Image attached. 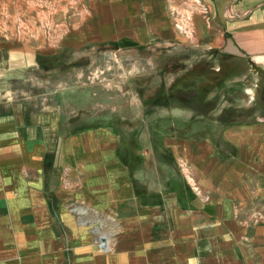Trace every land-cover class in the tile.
I'll return each mask as SVG.
<instances>
[{
	"label": "rangeland",
	"instance_id": "1",
	"mask_svg": "<svg viewBox=\"0 0 264 264\" xmlns=\"http://www.w3.org/2000/svg\"><path fill=\"white\" fill-rule=\"evenodd\" d=\"M87 8V0H0L4 34L29 43L36 57L10 83L22 127L48 139L110 135L144 206L177 198L182 212L194 214L197 224L182 226L190 236L182 256L195 254L197 264H264L263 198L235 204L232 242L206 237L225 168L247 160L240 156L245 142L228 138L264 121V70L191 41V33L150 45L93 38L81 24ZM162 87L177 93L171 106L146 110L144 99Z\"/></svg>",
	"mask_w": 264,
	"mask_h": 264
},
{
	"label": "crops",
	"instance_id": "2",
	"mask_svg": "<svg viewBox=\"0 0 264 264\" xmlns=\"http://www.w3.org/2000/svg\"><path fill=\"white\" fill-rule=\"evenodd\" d=\"M87 2L81 24L93 38L150 45L191 33V41L264 70V0ZM35 59L29 43L0 27V264H197L195 254H181L190 237L182 226L197 224L194 214L182 212L177 198L144 206L110 135L48 139L22 127L10 83ZM249 124L247 136L228 138L245 142L247 160L225 168L221 206L206 234L212 244L234 240L236 203L264 199V121Z\"/></svg>",
	"mask_w": 264,
	"mask_h": 264
},
{
	"label": "trees",
	"instance_id": "3",
	"mask_svg": "<svg viewBox=\"0 0 264 264\" xmlns=\"http://www.w3.org/2000/svg\"><path fill=\"white\" fill-rule=\"evenodd\" d=\"M176 92L172 89L166 90L164 87L160 88L155 95L149 96V98L144 99V105L146 110H150L152 106H164L170 107L171 103L176 98Z\"/></svg>",
	"mask_w": 264,
	"mask_h": 264
},
{
	"label": "water",
	"instance_id": "4",
	"mask_svg": "<svg viewBox=\"0 0 264 264\" xmlns=\"http://www.w3.org/2000/svg\"><path fill=\"white\" fill-rule=\"evenodd\" d=\"M102 242H103L102 248L103 249H106V239L105 238H102Z\"/></svg>",
	"mask_w": 264,
	"mask_h": 264
}]
</instances>
